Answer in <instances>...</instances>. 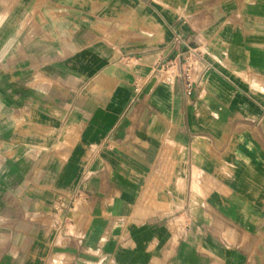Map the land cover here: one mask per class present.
<instances>
[{"label": "crops", "instance_id": "0c3cea01", "mask_svg": "<svg viewBox=\"0 0 264 264\" xmlns=\"http://www.w3.org/2000/svg\"><path fill=\"white\" fill-rule=\"evenodd\" d=\"M0 264H264V0H0Z\"/></svg>", "mask_w": 264, "mask_h": 264}, {"label": "built area", "instance_id": "2783aa9c", "mask_svg": "<svg viewBox=\"0 0 264 264\" xmlns=\"http://www.w3.org/2000/svg\"><path fill=\"white\" fill-rule=\"evenodd\" d=\"M199 56L197 50L187 47L182 59L168 60L158 64L156 71L159 79L174 83L181 82L186 94H190L196 85L199 84L203 75L198 73ZM196 78L194 79V77Z\"/></svg>", "mask_w": 264, "mask_h": 264}]
</instances>
